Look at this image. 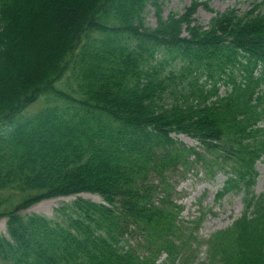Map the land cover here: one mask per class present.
I'll use <instances>...</instances> for the list:
<instances>
[{
    "label": "trees",
    "instance_id": "obj_1",
    "mask_svg": "<svg viewBox=\"0 0 264 264\" xmlns=\"http://www.w3.org/2000/svg\"><path fill=\"white\" fill-rule=\"evenodd\" d=\"M164 2L0 0V264H264V0L167 17ZM200 170L245 209L202 240L206 213L183 221L173 182ZM10 189L27 195L5 207ZM81 193L103 202L22 213Z\"/></svg>",
    "mask_w": 264,
    "mask_h": 264
},
{
    "label": "rangeland",
    "instance_id": "obj_2",
    "mask_svg": "<svg viewBox=\"0 0 264 264\" xmlns=\"http://www.w3.org/2000/svg\"><path fill=\"white\" fill-rule=\"evenodd\" d=\"M205 1V0H204ZM255 1L261 0H210V6L215 11H224L230 6H238L245 10L253 6ZM192 0H165L164 2V16L167 17L171 11L183 13L191 4ZM214 13L206 10L201 6L195 15L197 21L203 25H207L213 18ZM146 19L149 25L155 26L157 18L153 6L147 8ZM64 81L60 83L61 89H66ZM225 94V89H221V95ZM46 96L41 98L37 103L32 105L25 113V116H30L41 109L45 108L49 103H46ZM52 104V103H50ZM53 105V104H52ZM180 141L189 147H197L199 141L187 136L177 135ZM257 170L259 176L255 184L254 190L257 195L264 193V156L257 162ZM197 172V174L195 173ZM189 173L186 176L175 175L173 178L176 187L174 194L176 201L184 206L181 214V219L186 223L197 220L201 211L205 212L204 220L199 226V238L209 239L210 236L218 230L226 229L231 226L235 220L240 218L244 212L243 194L231 193L226 195L220 201L217 200L218 192L223 188L224 182L227 178L224 172L217 174L216 178L210 179L205 176L202 170ZM26 193H21L16 190H6L1 192V197L9 199L6 206H13L18 204ZM78 197L92 200L95 202H103L98 194L81 193L72 196H59L55 198L45 199L35 203L28 210L23 211V214H39L50 218L55 217L56 210L65 205L73 203ZM0 233L7 234V218L0 219ZM206 247L203 246L200 251V258H204Z\"/></svg>",
    "mask_w": 264,
    "mask_h": 264
}]
</instances>
